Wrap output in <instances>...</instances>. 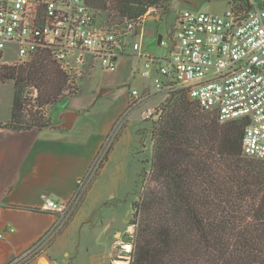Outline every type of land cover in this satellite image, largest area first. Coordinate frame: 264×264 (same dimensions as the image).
<instances>
[{
  "label": "trees",
  "instance_id": "obj_1",
  "mask_svg": "<svg viewBox=\"0 0 264 264\" xmlns=\"http://www.w3.org/2000/svg\"><path fill=\"white\" fill-rule=\"evenodd\" d=\"M89 2L114 26L167 8L170 0ZM0 82L14 86L10 127L51 126L25 95L36 89L39 108L63 103L67 76L48 53L1 66ZM153 118L150 173L143 168L138 177L142 187L130 220V264H264V161L243 155L245 124H221L185 90L169 94Z\"/></svg>",
  "mask_w": 264,
  "mask_h": 264
},
{
  "label": "built area",
  "instance_id": "obj_2",
  "mask_svg": "<svg viewBox=\"0 0 264 264\" xmlns=\"http://www.w3.org/2000/svg\"><path fill=\"white\" fill-rule=\"evenodd\" d=\"M227 1L221 14L180 12L174 29L156 35L162 48L156 56L136 39L144 38L145 20L161 18L154 7L139 21L112 26L89 0H0V67L48 53L67 76L66 94L72 97L98 71L113 74L124 57L139 59L137 76L148 85L129 88L128 111L159 93L185 90L221 124L243 122V155L264 161V2ZM43 200V209L56 214V226L69 217L75 201Z\"/></svg>",
  "mask_w": 264,
  "mask_h": 264
},
{
  "label": "crops",
  "instance_id": "obj_3",
  "mask_svg": "<svg viewBox=\"0 0 264 264\" xmlns=\"http://www.w3.org/2000/svg\"><path fill=\"white\" fill-rule=\"evenodd\" d=\"M142 31L144 38L148 36L143 26ZM153 36L156 37L155 33ZM144 50L151 52L146 47ZM136 63L140 68L141 60L124 57L116 73L98 71L99 77L96 73L93 79L86 80V92L82 88L84 81L79 94L68 97L51 118L48 116L49 127L19 130L6 123L11 121V113L10 117L0 119V264H13L27 252L30 254L15 264L25 259V264H59L61 256L70 258L74 252L79 256V237L91 239L94 235H98L97 242L86 247L83 257L88 256L89 264L117 262L116 241L107 255L101 249L105 242V207L115 200L124 178L129 186L132 175L137 174V165L141 163L135 157V148L141 130L133 129L130 119L119 124L128 110L127 93L118 101L114 93L129 81ZM147 85L141 80L136 88L142 90ZM104 87L113 88V93L100 96ZM68 113L77 114L70 127ZM112 143L107 161L95 179L88 181L96 158L101 152L104 157L105 147ZM81 194L84 195L78 205ZM43 196L61 203L75 200L71 210L75 208L56 226V214L43 209ZM99 210H104L100 216ZM129 224L130 221L123 231L108 224L106 232L121 238ZM78 264H86V260L82 258Z\"/></svg>",
  "mask_w": 264,
  "mask_h": 264
},
{
  "label": "rangeland",
  "instance_id": "obj_4",
  "mask_svg": "<svg viewBox=\"0 0 264 264\" xmlns=\"http://www.w3.org/2000/svg\"><path fill=\"white\" fill-rule=\"evenodd\" d=\"M257 1L258 4L264 2V0H257ZM228 7H229V2L227 0H170L169 4H167V8H164L165 10L157 9L161 17L160 19L150 18L143 22V29L144 31H146V34L148 36H145V38L141 39L139 34L136 39L137 41L142 42L144 46L151 51L150 52L151 54L159 56L162 53V48L157 43V37L154 38V36L151 37V35L153 33H155V35H161V34L164 35L166 34V31L168 29L169 30L174 29L176 25V18L180 12L184 10H190L195 12L208 11L212 14H221L225 12L228 9ZM135 65H136L135 70L133 74H131L129 81L122 84L121 87H117L115 89L114 96L118 98L117 101L122 97H125V93H128L129 88L138 87L139 82L142 80L137 76V73L140 70V68H138L139 64L136 63ZM97 74L99 77L100 74L99 73ZM85 84H88V82L85 81L82 87L86 92L87 90H89V87ZM93 87L94 85H92V88ZM67 90L68 88L66 86L62 93L64 97L63 102L69 99L66 94ZM25 95L27 96L28 102H30L33 106H35V110H38L47 119L49 118L48 116H50V118L52 117L51 115H53L55 110H57V106L59 105V104L57 105L55 104L54 106H46L43 108H39L38 102L36 101L37 91L34 88H28L25 92ZM66 97L68 99H66ZM167 98H168V94L159 93L156 96L146 100L139 107L134 108L133 110L130 111L126 110L124 117L119 122V124L120 123L124 124L125 120L130 119L132 122H134L133 129H139V131L141 130L139 134V141L135 148V157L137 161L141 163V165L140 164L137 165L138 166L137 174L132 175L129 186H127L128 185L127 179L124 178L118 193L114 197L115 200H111L112 204H109L107 207H105V218H104L105 242L101 246V249L103 250L105 249V255H107L110 246L112 245V242L113 241L117 242L116 246L118 248L119 257H117L116 259L117 262H115V264H130V258H131L130 255L133 249L132 240L134 237L135 225L129 224L130 225L129 229L125 231V233L121 236V238H117V239L114 237V235L111 232H106L107 226L108 224H113V226H115L116 225L115 223H117L116 225L117 229L123 231L127 228V224L131 219L133 203L134 201H137L139 199V195L141 191L140 189L142 187L141 185L136 187V182L138 180V177L143 168L146 170L147 175L150 173L149 170H150V162L152 159V148H153L151 127L154 120H156L155 118L150 119V116L158 106H160L163 102L166 101ZM13 100H14L13 83L0 82V119H5L10 117ZM61 100H63V98H61ZM6 123L9 125L10 121ZM109 144L105 147V153L110 147ZM96 169L97 167L92 171L91 177H89L88 181L91 180V178L93 177L92 175H94V173L96 172ZM88 181L86 183L87 185H88ZM73 210L70 211V214L73 212ZM102 213H104V210L101 211L99 210L97 212V215L100 216ZM95 217L96 219H100L97 218V216ZM102 227H104V224H102ZM99 228H101V226ZM97 239H98V235H94L93 238L91 239L89 237L86 238L85 236H83L82 238L79 237V242L81 240V244L78 246V248L80 247L79 256L76 252L71 254L70 258H65L64 256H61L60 258H58L59 264H78L82 258L86 260V264H89L88 256L84 258L83 253L86 250V247L90 248L91 243L97 242ZM96 252H98V250ZM30 258L28 260H30ZM25 263H26V259L20 264H25Z\"/></svg>",
  "mask_w": 264,
  "mask_h": 264
},
{
  "label": "water",
  "instance_id": "obj_5",
  "mask_svg": "<svg viewBox=\"0 0 264 264\" xmlns=\"http://www.w3.org/2000/svg\"><path fill=\"white\" fill-rule=\"evenodd\" d=\"M113 91H114L113 88L104 87V88H101L99 94H100V96H107V95L113 93ZM76 116H77L76 113H68L67 114V118H68V125H67V127H70L71 126V124L75 120Z\"/></svg>",
  "mask_w": 264,
  "mask_h": 264
}]
</instances>
